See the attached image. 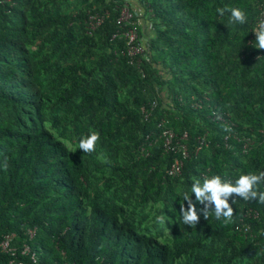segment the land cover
<instances>
[{"label":"trees","instance_id":"obj_1","mask_svg":"<svg viewBox=\"0 0 264 264\" xmlns=\"http://www.w3.org/2000/svg\"><path fill=\"white\" fill-rule=\"evenodd\" d=\"M126 3L137 11L119 26ZM263 12L264 0H0V264H264V203L237 197L227 224L210 213L190 227L180 212L184 193L203 207L196 179L264 171ZM133 25L146 50L130 58ZM91 130L96 150L81 152ZM164 130L188 134L176 177Z\"/></svg>","mask_w":264,"mask_h":264},{"label":"clouds","instance_id":"obj_2","mask_svg":"<svg viewBox=\"0 0 264 264\" xmlns=\"http://www.w3.org/2000/svg\"><path fill=\"white\" fill-rule=\"evenodd\" d=\"M217 13L220 16L230 13V23L241 25L247 23L246 13L239 7L217 8ZM252 32L256 36L255 45L252 44V46L264 50V21L260 22ZM99 140V132L91 130L86 137L80 139L79 150L84 153H92L96 150ZM3 167L5 170L7 169V161L3 163ZM261 183H264V171H260L258 174H242L234 182L222 178L220 175L206 176L202 181L200 179L194 180L191 193L195 195L196 201L203 207L198 211L192 200L193 195L184 193L183 201H187V206L182 203L180 208L183 223L190 227H197L201 216L204 220H208L210 213L214 214L217 220H223L225 224L231 222L234 215L232 205L236 202L237 197L245 201L252 200L264 203V191L259 189ZM157 221L163 224L165 217L159 216Z\"/></svg>","mask_w":264,"mask_h":264},{"label":"built area","instance_id":"obj_3","mask_svg":"<svg viewBox=\"0 0 264 264\" xmlns=\"http://www.w3.org/2000/svg\"><path fill=\"white\" fill-rule=\"evenodd\" d=\"M132 8L134 7H132L129 3H126L121 9V13L117 21V24L119 26H122L124 23L130 24L131 22H133V18L137 10ZM262 21H264V12L260 16L258 24ZM100 23L101 21L97 22L95 26H99ZM125 39L127 46L125 55L130 58H135L144 54L146 50L145 45L141 42V38L138 34L137 28H135L134 25L132 28H129L127 32H125ZM143 112L145 113V117L148 118L149 114L146 111ZM161 138L163 140V148L165 153L181 156V158L176 157L174 159L171 168L167 171V174L169 176L176 177L182 174L184 168V159H186L189 155L188 146L185 143V141L188 139V134L184 133L182 136H179L172 130H164L161 134ZM245 141L246 142L244 144V150L246 153L249 151V149H251L252 142L249 139H246ZM200 143L201 146H203L205 144V140H201ZM259 217L260 214L252 210H248L244 215V219H258ZM242 226L244 234H251L252 231L249 224H246L242 221ZM3 246L6 249L8 246V242L4 243Z\"/></svg>","mask_w":264,"mask_h":264},{"label":"crops","instance_id":"obj_4","mask_svg":"<svg viewBox=\"0 0 264 264\" xmlns=\"http://www.w3.org/2000/svg\"><path fill=\"white\" fill-rule=\"evenodd\" d=\"M131 3H133L134 6L138 7V1L139 0H129Z\"/></svg>","mask_w":264,"mask_h":264}]
</instances>
